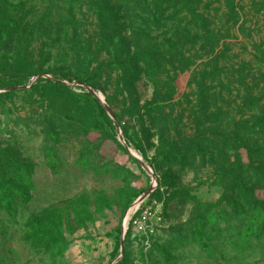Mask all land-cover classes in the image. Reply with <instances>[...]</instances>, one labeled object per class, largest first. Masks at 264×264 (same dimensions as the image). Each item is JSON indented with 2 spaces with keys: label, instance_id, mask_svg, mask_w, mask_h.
I'll use <instances>...</instances> for the list:
<instances>
[{
  "label": "rangeland",
  "instance_id": "rangeland-1",
  "mask_svg": "<svg viewBox=\"0 0 264 264\" xmlns=\"http://www.w3.org/2000/svg\"><path fill=\"white\" fill-rule=\"evenodd\" d=\"M92 2L0 0V264H264V214L243 209L234 179L219 174L223 163H152L162 144L226 133L228 115L241 128L252 115L245 96L264 107V14L255 7L264 0H236L240 19L216 26L232 36L219 47L221 65L241 77L228 84L232 97L221 107L230 108L208 111L223 121L216 124L203 116L195 79L206 73L203 57L181 66L160 47L153 62L139 59L133 22L150 20L111 0L124 41L116 57L126 63L115 71ZM229 2L210 6L221 16ZM172 24L149 35L164 42ZM79 75L95 80L83 86ZM89 88L116 118L100 115ZM238 159L247 162L246 151ZM254 166L250 187L264 211V165Z\"/></svg>",
  "mask_w": 264,
  "mask_h": 264
},
{
  "label": "trees",
  "instance_id": "trees-1",
  "mask_svg": "<svg viewBox=\"0 0 264 264\" xmlns=\"http://www.w3.org/2000/svg\"><path fill=\"white\" fill-rule=\"evenodd\" d=\"M110 1L95 0V2L91 3V6L99 22L100 38L102 39L101 45H103L110 58L115 56L110 66L115 71H123V66H126V63L121 58L116 57V54L120 51L118 43L124 42L120 26L118 25L120 19L119 15L115 14V11H111L109 7ZM118 1L126 6H132V9H129L127 13L134 15L133 18H136L135 14H138L148 17L150 20L147 21L151 23L150 27L148 23L138 24L137 22H133L132 36H137L135 37V41L140 42L144 48L143 51H140V45L137 47L139 59L143 61L149 59L153 62L162 49H167L170 54H177L181 66H185L184 62H186V65L188 64L191 68L193 66L196 67L195 64L198 59L203 57L201 60L203 65L201 67H203L206 73L201 76H198V74L195 76V79L200 80L197 84L199 85V97L203 99L201 101L204 111L203 116L206 118L207 123L209 121L210 124L223 122L219 120L218 115L209 114L208 111L211 108L213 111L219 109L220 111L228 110L230 108V105L228 107L224 105L221 107L222 103L228 102L232 97L230 93L232 91L228 84L231 83L230 79L235 78H237V82L239 83L238 78L241 77L235 71L231 73V70L221 65L223 57L226 56V50L224 49L222 52H219V47L223 41L230 39L232 36L230 32L222 33L216 30V26L225 17L229 20L227 22L230 23L240 19V11L235 3L236 0L226 3L228 13H223L221 16H219V13L222 12L221 9L215 10L211 8V0ZM255 7H258V14H264V3H257ZM182 15H185V17L180 19ZM164 16L166 17L164 18ZM5 20L9 22V29L14 26L15 23L12 20L6 18ZM165 21L173 23L169 33L170 37L164 42H157L149 33L153 31V28L161 27V22ZM70 23L77 24V21L71 19ZM192 54H194L193 57ZM186 55H189V57H186ZM224 64L227 63L224 62ZM231 67L230 69H235L233 66ZM224 71H227V73L225 74ZM153 76L157 77L158 74ZM69 80L72 81L73 79ZM75 80L79 84L89 86L95 78L92 76L84 79V76L79 75ZM88 96L97 106L100 115L107 119V111L103 104L92 94L89 93ZM168 99H172V96L168 97ZM246 104L248 105V112L252 115L248 116L245 114L240 118L238 123L241 125V128L234 126L237 123V118H231L230 120V115H228L225 118V121L229 124L226 133L221 135L202 134L197 137L185 135L181 139H175L168 144H162L157 157L152 163L162 164L163 162L169 163L175 160H183L184 162L185 158L189 159L193 157L196 159L202 156L204 159L210 157L211 163L214 166L223 163L220 167H224V170L221 172L218 170L219 174L225 181L234 179L237 191H239L241 198L245 202L243 209L248 208V210L257 211L263 215L264 211L260 209L261 204L255 199L253 190L250 187V179H252V174L257 177L254 165L259 163L264 165V107H262L261 101L254 99L252 95L245 96L243 108ZM152 107L158 112L162 108L158 102ZM260 112H262L261 115H257ZM240 149L246 151L247 162L242 161L241 163L239 160L242 159L233 161L234 154L238 153L239 155ZM207 150H211L212 153L207 152ZM217 153L219 154L217 155ZM236 161L240 162V164H236ZM253 180H256V178H253ZM199 242L206 250L209 248V243L203 241V238L199 239Z\"/></svg>",
  "mask_w": 264,
  "mask_h": 264
},
{
  "label": "water",
  "instance_id": "water-1",
  "mask_svg": "<svg viewBox=\"0 0 264 264\" xmlns=\"http://www.w3.org/2000/svg\"><path fill=\"white\" fill-rule=\"evenodd\" d=\"M41 77H42V76H39V77L37 78V80L40 79ZM81 85H83V86H87V85H84V84H81ZM89 91L91 92V94H92L95 98H97V99L103 104V102L101 101V98L99 97V95L97 94V92H96L95 90L89 88ZM103 106L105 107V109H106V111L108 112V114H109L112 118H115V115H114L113 111L111 110V108H110L109 106H107L106 104H103ZM140 163H141V165L143 166L144 169H146L150 174L153 175L152 170H151V169H150L145 163H143L142 161H140ZM152 190H153V189H151L149 192L145 193V195L139 199V202L141 203L145 198H147V197L150 195V193H151ZM124 240H125V238H124V236L122 235V238H121V248H122V253H123L124 248H125ZM116 264H117V263H116Z\"/></svg>",
  "mask_w": 264,
  "mask_h": 264
}]
</instances>
